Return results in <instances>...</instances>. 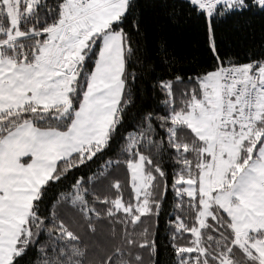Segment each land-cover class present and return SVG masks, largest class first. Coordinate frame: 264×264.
Wrapping results in <instances>:
<instances>
[{"label":"snow or ice","instance_id":"1","mask_svg":"<svg viewBox=\"0 0 264 264\" xmlns=\"http://www.w3.org/2000/svg\"><path fill=\"white\" fill-rule=\"evenodd\" d=\"M0 264H264V0H0Z\"/></svg>","mask_w":264,"mask_h":264},{"label":"trees","instance_id":"2","mask_svg":"<svg viewBox=\"0 0 264 264\" xmlns=\"http://www.w3.org/2000/svg\"><path fill=\"white\" fill-rule=\"evenodd\" d=\"M254 32H247V40H245L244 36H241L240 32L236 30L234 27V23L232 21H228L224 27L223 32L226 34V39L229 43H237V42H244L248 43L251 42L253 39L255 41H259L260 39V22H254ZM170 36L173 41L177 44L183 45H190L196 40V33L191 29H185L180 32L171 31Z\"/></svg>","mask_w":264,"mask_h":264}]
</instances>
